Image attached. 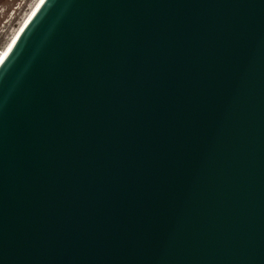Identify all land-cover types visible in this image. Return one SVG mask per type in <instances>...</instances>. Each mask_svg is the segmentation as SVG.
Here are the masks:
<instances>
[{
    "label": "water",
    "instance_id": "water-1",
    "mask_svg": "<svg viewBox=\"0 0 264 264\" xmlns=\"http://www.w3.org/2000/svg\"><path fill=\"white\" fill-rule=\"evenodd\" d=\"M0 264H264V0H42L0 62Z\"/></svg>",
    "mask_w": 264,
    "mask_h": 264
},
{
    "label": "rangeland",
    "instance_id": "rangeland-1",
    "mask_svg": "<svg viewBox=\"0 0 264 264\" xmlns=\"http://www.w3.org/2000/svg\"><path fill=\"white\" fill-rule=\"evenodd\" d=\"M40 0H0V55Z\"/></svg>",
    "mask_w": 264,
    "mask_h": 264
},
{
    "label": "bare ground",
    "instance_id": "bare-ground-1",
    "mask_svg": "<svg viewBox=\"0 0 264 264\" xmlns=\"http://www.w3.org/2000/svg\"><path fill=\"white\" fill-rule=\"evenodd\" d=\"M42 2V0L39 1V3L37 4V6L34 8V10L32 11V13L30 14V16L28 17V19L26 20V22L24 23V25L21 27V29L17 32V34L15 35V37L12 39V41L9 43V45L7 46V48L4 50V52L0 55V62L2 61V59L4 58V56L6 55V53L9 51V49L11 48V46L13 45V43L15 42V40L17 39V37L19 36V34L21 33V31L23 30V28L25 27V25L27 24V22L29 21V19L31 18V16L33 15V13L35 12V10L37 9V7L40 5V3Z\"/></svg>",
    "mask_w": 264,
    "mask_h": 264
}]
</instances>
